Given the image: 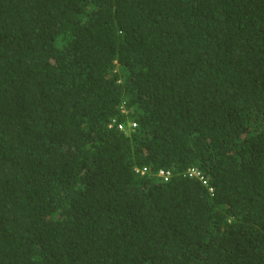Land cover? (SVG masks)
Returning a JSON list of instances; mask_svg holds the SVG:
<instances>
[{"label":"trees","instance_id":"16d2710c","mask_svg":"<svg viewBox=\"0 0 264 264\" xmlns=\"http://www.w3.org/2000/svg\"><path fill=\"white\" fill-rule=\"evenodd\" d=\"M0 264H264V0H0Z\"/></svg>","mask_w":264,"mask_h":264},{"label":"built area","instance_id":"2783aa9c","mask_svg":"<svg viewBox=\"0 0 264 264\" xmlns=\"http://www.w3.org/2000/svg\"><path fill=\"white\" fill-rule=\"evenodd\" d=\"M135 127H136V124L135 123H131L129 129L130 130H134ZM119 128L124 131L126 129V125L125 124H120ZM167 174H169V173H167ZM187 174H188L189 177H192V178L200 177L202 179L200 171L195 169V168L190 169ZM160 175L164 176L165 172L161 171Z\"/></svg>","mask_w":264,"mask_h":264},{"label":"rangeland","instance_id":"374dc122","mask_svg":"<svg viewBox=\"0 0 264 264\" xmlns=\"http://www.w3.org/2000/svg\"><path fill=\"white\" fill-rule=\"evenodd\" d=\"M130 124H131V122L125 124L126 125V129L124 131L127 132V133H130L132 131V130L129 129Z\"/></svg>","mask_w":264,"mask_h":264}]
</instances>
